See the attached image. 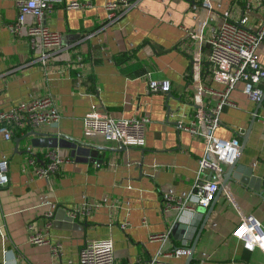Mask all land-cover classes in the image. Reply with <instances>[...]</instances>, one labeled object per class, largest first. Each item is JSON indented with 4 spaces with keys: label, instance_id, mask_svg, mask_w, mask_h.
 Segmentation results:
<instances>
[{
    "label": "crops",
    "instance_id": "0c3cea01",
    "mask_svg": "<svg viewBox=\"0 0 264 264\" xmlns=\"http://www.w3.org/2000/svg\"><path fill=\"white\" fill-rule=\"evenodd\" d=\"M72 1L76 0H65L46 16L49 27L62 33L65 45L55 65L46 70L34 63L29 39L14 36L6 25L17 17L16 1L0 0V110L51 94L60 121L36 131L98 147L90 157L82 158L72 156L69 148H57L62 157L59 171L40 177L35 168L45 163L50 148L32 147L33 136L26 137L31 130L20 136L24 138L18 150L16 137L6 139L0 133V159L8 160L10 175L9 184L0 188V264H79L81 248L100 238L113 239L116 264H183L186 256L170 252L174 247H189L205 216L191 264H264L260 249L246 250L232 235L242 214H252L264 227V198L253 189L228 181L218 194L219 183L208 207L191 202L182 212L164 210L161 199L169 188L179 196L188 193L195 181L208 178V171L197 173L204 142L176 127L178 121L188 120L196 97L205 95L206 90L194 85V75L208 89L221 88L207 80L210 48L206 38L221 24L226 10L234 20L246 14L248 26L256 28L264 16L263 4L130 0L132 4L122 7L110 23L105 0H78L83 7L68 8ZM200 18L205 25L194 40L188 32ZM123 54L128 58L118 63L116 58ZM194 54L199 57L197 69L192 65ZM78 55L84 58L82 65L69 67ZM256 56L264 64V40ZM147 72L153 79H166L172 96L150 92ZM78 73L83 76L80 87L76 85ZM242 86L239 82L231 91V103L223 108L215 130L217 137H236L239 143L258 105ZM258 86L264 95V80ZM96 105L115 118L149 119L143 146L116 151L117 143L87 133L84 118ZM31 158L35 164L29 162ZM238 161L251 166L255 176H264V97ZM104 199L119 206L104 205L89 217L66 220L73 205ZM193 216L198 223L188 232ZM123 221H128L126 229L120 226ZM168 230L165 240L151 238ZM34 232L46 235L48 242L31 243L29 236ZM53 245H59L58 256L53 255Z\"/></svg>",
    "mask_w": 264,
    "mask_h": 264
},
{
    "label": "built area",
    "instance_id": "2783aa9c",
    "mask_svg": "<svg viewBox=\"0 0 264 264\" xmlns=\"http://www.w3.org/2000/svg\"><path fill=\"white\" fill-rule=\"evenodd\" d=\"M17 6V17L6 25L14 36H26L35 53L34 63L44 69L55 65L57 53L65 47L63 35L49 27L46 16L57 6L64 5L65 0H15ZM263 4L264 0H251ZM248 1L247 5L251 3ZM132 4L130 0H105L110 23L118 17L122 7ZM80 1H72L67 4L68 8L83 7ZM31 17V20H28ZM205 20L200 18L188 35L194 40L199 38ZM89 37V36H88ZM264 40V16L260 19L256 28L248 26V17L241 15L237 20L231 18V12H223V19L219 26L212 28L206 41L209 45L208 53V79L221 85L220 89H208L205 82L194 75L193 83L200 89L206 90L205 95L200 93L195 99V105L187 121H178L176 127L188 132L190 135L202 139L204 142L203 154L198 159L197 173L201 175L208 171V178L201 182L195 181L188 193L176 195L169 188L162 193V206L164 210L176 208L180 212L193 203L197 207L206 208L213 199L218 185L222 180V174L231 163V158L239 148V140L223 139L215 135L216 128L220 125V114L230 102V93L242 82V91L254 103H259L263 98V90L258 86L264 80V64L258 61L256 49ZM82 55L69 67H78L83 63ZM193 69L199 61V57L192 55ZM194 72V71H193ZM77 87L82 85V74L78 73ZM148 89L150 92L169 91L170 84L166 79H153L151 73H146ZM61 113L56 100L51 94L34 97L29 101H21L7 110H0V133L6 139H13L19 133L36 130L45 125L60 121ZM149 119L143 117L115 118L108 113L100 111L99 106L94 108L85 116L84 127L87 133L97 135L109 142H115L120 146L140 147L144 144V135ZM45 163L36 166V173L40 177H49L60 169L62 157L56 149L45 152ZM30 163L36 160L31 158ZM200 179V178H198ZM10 182L9 163L6 159H0V188L7 186ZM119 203L112 200H84L69 208L68 213L72 219L89 217L96 209L104 205L112 208L118 207ZM56 205L53 208L56 209ZM53 216V211L47 213ZM126 229L128 221L120 224ZM30 229H35L33 224ZM170 230L165 233L151 235L153 239L165 240ZM0 228V236L2 235ZM232 235L242 242L246 250L252 251L256 248L264 253V227L252 214H242L232 231ZM48 237L40 232L32 233L29 241L34 244L48 242ZM114 241L111 238H100L88 241L79 252V264H116L114 254ZM54 256L60 253L59 245L52 246ZM187 247H174L170 254L175 257L188 255ZM17 264V263H14ZM60 264V263H55Z\"/></svg>",
    "mask_w": 264,
    "mask_h": 264
},
{
    "label": "water",
    "instance_id": "95a60500",
    "mask_svg": "<svg viewBox=\"0 0 264 264\" xmlns=\"http://www.w3.org/2000/svg\"><path fill=\"white\" fill-rule=\"evenodd\" d=\"M167 96L171 97V93L167 91ZM264 97V95H263ZM263 100V98H262ZM262 100L258 103L254 115H252V118L249 123V128L245 132V134L242 136L241 142L239 144V148L235 151L233 154V157L231 158V163L227 166L226 170L222 174V180L220 182L219 189L217 193H221L226 186L228 181H237L243 185L248 186L249 188L253 189L256 193H258L260 196L264 198V176L263 177H257L253 174V168L251 166H247L245 164L239 163V156L241 152L243 151L247 138L249 135V130L251 128V125L255 119V114L257 113L258 109L261 106ZM28 136H33L30 139V142L32 147H44V148H50V149H57L59 147H65L71 149V155L80 158L81 156H91V153L94 149H98L97 146L94 145H88V144H83L80 143L79 141L72 139L68 136L65 135H51L45 132H40L36 130H31L26 134V137ZM24 137H16L15 142H16V148L18 150L19 144L21 140ZM128 147L126 146H120L117 149H113L116 151H126ZM82 158V157H81ZM211 207V206H210ZM209 207V209H210ZM209 215V214H208ZM67 221L71 222V217H67ZM207 221V216H205L202 220V223L199 227L198 233L196 234L194 240L192 243L189 245L188 249V255L186 256L185 262L183 264H191V262L194 259V252H195V247L197 240L199 238V234L201 230L203 229L205 222ZM198 223L197 219H194V216L189 220L188 225H187V231L193 227H195ZM179 224V223H178ZM185 241H182V245L185 246Z\"/></svg>",
    "mask_w": 264,
    "mask_h": 264
},
{
    "label": "trees",
    "instance_id": "16d2710c",
    "mask_svg": "<svg viewBox=\"0 0 264 264\" xmlns=\"http://www.w3.org/2000/svg\"><path fill=\"white\" fill-rule=\"evenodd\" d=\"M127 58H128V56H127L126 54H123V55L120 56L119 58H116V61H117L118 63H120V62H122L123 60H125V59H127ZM24 133H26V131H25ZM24 133H19L18 135H17V133H16V137H20V136H22V134H24Z\"/></svg>",
    "mask_w": 264,
    "mask_h": 264
}]
</instances>
